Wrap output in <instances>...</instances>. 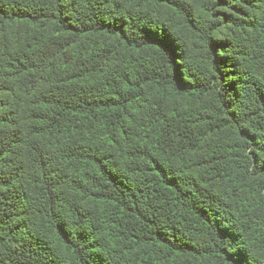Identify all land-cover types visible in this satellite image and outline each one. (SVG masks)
<instances>
[{"label":"trees","instance_id":"trees-1","mask_svg":"<svg viewBox=\"0 0 264 264\" xmlns=\"http://www.w3.org/2000/svg\"><path fill=\"white\" fill-rule=\"evenodd\" d=\"M0 264H264V0H0Z\"/></svg>","mask_w":264,"mask_h":264},{"label":"rangeland","instance_id":"rangeland-1","mask_svg":"<svg viewBox=\"0 0 264 264\" xmlns=\"http://www.w3.org/2000/svg\"><path fill=\"white\" fill-rule=\"evenodd\" d=\"M189 1H191V0H189ZM178 22H180V21H178ZM178 22L176 24H178L180 26L181 30H185V26L183 24H179Z\"/></svg>","mask_w":264,"mask_h":264}]
</instances>
